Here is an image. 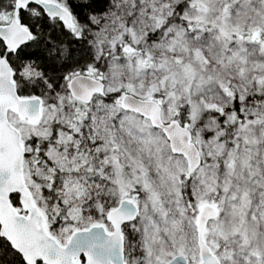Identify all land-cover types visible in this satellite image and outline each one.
Segmentation results:
<instances>
[{"label":"snow or ice","instance_id":"1","mask_svg":"<svg viewBox=\"0 0 264 264\" xmlns=\"http://www.w3.org/2000/svg\"><path fill=\"white\" fill-rule=\"evenodd\" d=\"M0 264H264V0H0Z\"/></svg>","mask_w":264,"mask_h":264}]
</instances>
